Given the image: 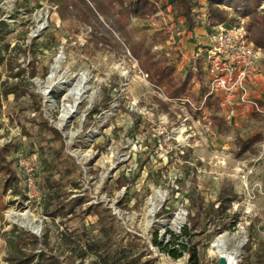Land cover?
Segmentation results:
<instances>
[{
  "label": "rangeland",
  "instance_id": "1",
  "mask_svg": "<svg viewBox=\"0 0 264 264\" xmlns=\"http://www.w3.org/2000/svg\"><path fill=\"white\" fill-rule=\"evenodd\" d=\"M22 1L32 14L17 8ZM132 1L125 0V5ZM146 1L157 3L158 11L155 17L140 22L142 32H136L135 39L144 38L141 42L150 45L154 39L160 42V36L167 37L168 47H154L153 52L167 56L177 74L185 76L193 66L191 56L202 55L207 42L199 31V25L207 23L204 7L195 9L198 26L192 34L183 19L175 21L170 9L164 10L157 0ZM194 1L201 5L204 0ZM258 12L264 14V2ZM0 20L13 29L7 62L0 67V148L13 147L7 159L20 189L19 193L13 188L4 192L6 178L0 175V264H9V241L16 238L27 241L28 253L35 248L58 257L62 264H94L92 258L79 259L64 234L75 238L91 231L98 218L87 212L96 207L114 219L117 244L139 245L145 253L143 262L172 264L152 250L156 248L154 237L165 246L173 239L171 233L181 236L184 227L191 230L194 206L189 196L196 188L206 203L229 189L241 197L229 210L238 216L231 236L248 239L238 264H246V259L258 264V254L264 261V173L257 176L255 167H250L255 159L240 156L237 146L239 138L264 133L262 120L241 117L221 130L215 121L210 123L208 111L200 115L183 111V118H174L177 110L173 107L168 113L160 106L158 101L167 99L165 92L148 79L123 41L124 49L97 47L94 27L72 18L63 20L60 6L50 0L6 2L0 5ZM131 22L136 24L133 18ZM249 25V19L237 18L220 26L242 29L256 46ZM81 86L82 94L76 100L71 94ZM7 89L14 92L6 94ZM16 96L21 97L17 100ZM67 106L74 107L75 113L64 119L69 115ZM56 134L62 137V150L54 139ZM147 139L158 142L148 144ZM171 151L201 162L198 186L191 178L182 185L177 183L182 161L176 155L171 163L167 156ZM141 169V177L136 179ZM250 169L254 173L244 181L243 175ZM63 205L66 216L58 212ZM218 220L216 216L208 223L203 215L192 232V245L200 242L198 253L204 264H216L218 256L213 260L210 252L220 233ZM32 237L39 241L37 247Z\"/></svg>",
  "mask_w": 264,
  "mask_h": 264
},
{
  "label": "trees",
  "instance_id": "2",
  "mask_svg": "<svg viewBox=\"0 0 264 264\" xmlns=\"http://www.w3.org/2000/svg\"><path fill=\"white\" fill-rule=\"evenodd\" d=\"M172 7L175 19L184 18L188 25V30L192 31L197 26V14L195 9L199 6H203L205 9L204 20L209 29V34L213 35L216 29L222 24H229L233 20L249 19V30L252 33L253 41L256 46L264 48V14L258 12L259 7L264 0H204L203 3H197L194 0H164ZM60 6L61 17L63 20L72 18L79 23H86L94 27L95 33V45L98 46H110L112 48H123L120 40L124 42L129 53L138 61L141 69L147 75L148 79L161 88L170 98H193L195 102L200 103L205 95L209 92V88L206 85L205 72H204V59H199L196 64L197 72L194 73L192 68H188L185 76L177 74L176 67L170 63V60L164 56L159 57V53H154L153 48L158 43L165 42L168 38L160 36L161 40L152 41L147 44L141 42L144 40H136L134 34L136 32L141 33L139 27L140 22L147 21L156 14L157 9L155 5L146 0H133L128 6L125 5V0H50ZM17 8H25L29 14H32V9H29L28 5L22 1L17 3ZM206 6H205V5ZM231 16L234 18L231 19ZM135 19L136 24L131 20ZM102 19V20H101ZM110 28H108V26ZM132 26V29L129 27ZM13 33L11 26L5 21L0 20V67L4 66L7 62L6 54L10 52L9 38ZM10 64L11 60L9 61ZM206 65V63H205ZM32 68L35 64L31 65ZM206 67V66H205ZM22 73H19L17 77L20 78ZM35 75L32 72L31 77ZM196 82L201 86L198 95L194 94V87ZM14 89V88H13ZM13 89H7L6 94L13 93ZM27 94V93H25ZM21 96H16L19 100ZM160 106L167 110L166 104L161 100L158 101ZM207 102V101H206ZM35 105H38L35 103ZM207 106L213 108L215 115L213 119L215 123L222 130L226 128V124L220 118L216 116L219 112L217 104L208 100ZM38 109V106H36ZM51 129V128H50ZM54 133V132H53ZM55 140L61 143V150L64 148L62 137L56 134ZM262 134L253 136L248 140L237 139V146L239 148V155H245L250 152L256 153V147L262 142ZM148 144L158 142L157 139H147ZM13 147L7 146L0 148V175L5 176L6 181L4 184V192L13 188L15 193H19L20 189L15 185L16 172L13 170L11 164L8 162V156L13 153ZM180 156L181 165L178 169L180 175L177 183L179 185L184 184V181L191 178L193 185L197 184V166L201 165L200 161L195 163L194 160H188L186 155L180 151H171L168 153L170 162L172 163L175 156ZM60 157V156H58ZM141 169L138 175L135 177L139 179L142 174ZM197 184V185H196ZM125 186V185H124ZM123 186V187H124ZM51 189H56L55 186H49ZM196 193L189 196L190 204L194 206L190 215L191 230L187 227L183 229L181 236H173L170 243L165 246L158 240V236L154 237V245L161 250L167 252L172 259H178L183 256L184 253L189 254L190 264H204L202 258L198 253L200 242L192 245V232L196 231L200 225V219L205 215V221L208 223L213 222L216 216L219 217L218 232L229 230L237 222L238 216H234L229 213L234 203L241 202V197L233 190L222 191L218 197L206 203L201 200L199 194ZM59 198V195H57ZM63 202V200H60ZM73 204V203H72ZM72 204L70 207L73 208ZM62 211H58L63 215L66 213V205H63ZM195 209V210H194ZM87 214L97 217V225H93L91 231H83L80 234L68 235L64 234V240L68 244H71L78 252L79 259L92 258L94 264H151L152 261L143 262L144 252H142L139 245L136 243H129L128 245H122L116 243L114 237L116 235V226L114 219H112L110 213L100 208L89 209ZM76 216V215H75ZM186 240L187 243L182 241ZM34 241L32 244L37 247L39 241L36 237H32ZM22 239H11V252L7 258L9 264H62L60 259L51 254L45 252H36L35 248L28 253L26 249L27 241H21ZM251 244V243H250ZM45 245L48 242L45 241ZM252 245V244H251ZM179 246V249L176 248ZM251 251L250 246L247 248V252ZM262 256L257 255V263L264 264V261L260 260ZM246 264H252L249 259H246Z\"/></svg>",
  "mask_w": 264,
  "mask_h": 264
},
{
  "label": "built area",
  "instance_id": "3",
  "mask_svg": "<svg viewBox=\"0 0 264 264\" xmlns=\"http://www.w3.org/2000/svg\"><path fill=\"white\" fill-rule=\"evenodd\" d=\"M10 1L14 5L16 4V0H0V5ZM209 44L206 59V71L209 75L208 96L218 98L226 121L231 123L237 115V110L246 106L264 114V110L261 109L257 101L251 98L248 87V79L253 68L262 59V49L252 44L242 29L229 26H219L211 35ZM166 100L190 105L195 111H202L204 107V105L194 106L189 99L184 98H167ZM209 125L211 124L209 123ZM253 173V169H250L243 175V180L248 181V177ZM248 189L246 186V190ZM231 233V228L222 231L211 244V259L213 256H218L215 260L216 264H219L222 257L226 259L227 264H238L241 259V253L248 243V239L245 236H231ZM176 248L179 249V246ZM152 250L159 256L169 259L172 264H190L188 253H184L178 259H172L165 251H163L164 254H160L162 250L158 247H152Z\"/></svg>",
  "mask_w": 264,
  "mask_h": 264
},
{
  "label": "crops",
  "instance_id": "4",
  "mask_svg": "<svg viewBox=\"0 0 264 264\" xmlns=\"http://www.w3.org/2000/svg\"><path fill=\"white\" fill-rule=\"evenodd\" d=\"M157 1L160 2L161 5H163L164 10H165L166 7H167V9H170V10H168V12L169 13H172L173 18L175 19L174 13L172 11L173 10L172 7L170 5H168V3L165 2L164 0H157ZM162 2H165L167 5L166 4H162ZM155 5L158 6L157 3ZM156 9L158 11V8L157 7H156ZM152 17H155V16L153 15ZM180 19H183L186 22V20L184 18L175 19V21H179ZM199 27H200V30L199 31H203V32L200 33L201 36L206 37L205 40L207 42L205 43V47H203L204 48L203 49L204 52H203L202 55H196V54H194L193 56H191V59H193V61H192L193 66L190 67V68H192L193 72L196 73L197 72L196 64H197L198 60L199 59H204V72H205L206 85L209 88V75H208V73L206 71V67H205L206 65H205V63H206V59H207V50H208V47L210 46L209 40H210V37H211L212 34L211 35L209 34V29H208V27H207L206 24L203 27L199 25ZM195 28L192 31H190V33L193 34V32L196 30ZM187 29H188V25H187ZM160 33H163V32H160ZM167 41L168 40H166L165 42H163L160 45H155L154 46L155 49H157L158 46L161 47V48H163V49L165 47L167 48L168 47V42ZM164 52L167 53V55L169 54L168 51L167 52L164 51ZM179 58H182L181 55H180ZM183 58H186V57L183 56ZM170 63L173 64L176 67V65L174 63H172L171 60H170ZM262 63H263V60H260L256 64V66L253 68V72L251 73V75H250V77L248 79V87H249V90H250L251 98H253L255 101H257V103L259 104V106L261 107V109L264 110V70H263V64ZM176 71H177V69H176ZM200 88H201L200 84L198 82H196L195 87H194V94L195 95H198ZM195 90H197V91H195ZM165 96L167 98H170L166 93H165ZM175 98H177V97H175ZM178 98H180V97H178ZM184 99H189L194 106L204 105L203 110L202 111H195L190 105L177 104V103L169 102V101H167L165 99H161V100L167 106V110L164 109V110H166V112L171 113L170 111H171V109L173 107H174V109L177 110V111L174 112V118H178V117H182L183 118V115H185L183 113V111L184 112L186 111L185 113H187L189 110L190 111H195V113L198 114V115L204 113L205 111H208L209 112V115H210V118H209L210 123H211V121L214 122L213 116L215 115L214 114L215 113L214 112L215 110L213 108H209L207 106L208 100H212V101H214L217 104L218 109H219V112L216 114V116L218 118H220L222 121H224V123L226 125H230L231 123H235L237 121V119L238 118H241V117H243V118H251L254 121H256V120L257 121L262 120L264 122V114L257 112L255 109H253L250 106H246V107H243V108H239L237 110L236 117L231 121V123H228L226 121V119H225L223 110L219 106V100H218V98L212 97V96H208V93L205 95L204 99L200 103L195 102L194 99L191 98V97L190 98L185 97ZM262 136H263L262 142L256 147V153L252 154V153L248 152L245 155H242V156H246L247 159L248 158H250V159L254 158L255 159V160H253V165L250 166V167H255V174L257 176L260 175L261 173H264V133H262Z\"/></svg>",
  "mask_w": 264,
  "mask_h": 264
},
{
  "label": "bare ground",
  "instance_id": "5",
  "mask_svg": "<svg viewBox=\"0 0 264 264\" xmlns=\"http://www.w3.org/2000/svg\"><path fill=\"white\" fill-rule=\"evenodd\" d=\"M62 58V57H61ZM61 63V62H60ZM58 68V66L57 67H55V69H57ZM81 94H82V86L81 87H78L77 89H75V91L71 94L72 96H74L75 97V99L76 100H78L79 99V97L81 96ZM66 111L69 113V115L68 114H65L63 117H64V119H69V117H71L72 116V114H74L75 113V111H74V107H69V106H67L66 108ZM77 112V111H76ZM62 117V118H63ZM63 120V119H62ZM65 121V120H64Z\"/></svg>",
  "mask_w": 264,
  "mask_h": 264
},
{
  "label": "water",
  "instance_id": "6",
  "mask_svg": "<svg viewBox=\"0 0 264 264\" xmlns=\"http://www.w3.org/2000/svg\"><path fill=\"white\" fill-rule=\"evenodd\" d=\"M219 264H227V261L224 257H222L220 260H219Z\"/></svg>",
  "mask_w": 264,
  "mask_h": 264
}]
</instances>
